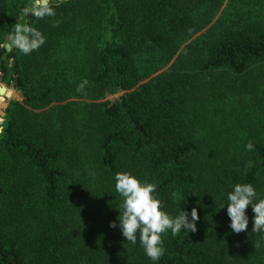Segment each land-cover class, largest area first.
<instances>
[{
	"label": "trees",
	"instance_id": "obj_1",
	"mask_svg": "<svg viewBox=\"0 0 264 264\" xmlns=\"http://www.w3.org/2000/svg\"><path fill=\"white\" fill-rule=\"evenodd\" d=\"M30 4L0 0V50L25 21L45 37L0 59L16 96L0 133V264H153L109 227L123 171L156 182L170 215L197 209L195 233L162 234L157 264H264L251 206L239 234L219 208L234 183L264 197V0H55L44 19L22 14ZM238 104L263 112L251 151L227 143Z\"/></svg>",
	"mask_w": 264,
	"mask_h": 264
},
{
	"label": "clouds",
	"instance_id": "obj_2",
	"mask_svg": "<svg viewBox=\"0 0 264 264\" xmlns=\"http://www.w3.org/2000/svg\"><path fill=\"white\" fill-rule=\"evenodd\" d=\"M25 17L44 19L55 16L54 0H31L29 7L23 8ZM12 48L21 54L28 55L40 48L45 42L44 35L27 21L17 24L8 37ZM87 80L77 86L82 91ZM3 129L0 128V132ZM252 142L245 145L247 151L253 150ZM116 193L122 198L117 207L119 215L116 221H110L109 227L118 228L126 241L133 245L139 243L145 255L157 264L165 253L162 234L170 232L173 236L186 230L197 231L199 216L193 207L190 212L182 210L177 215H170L164 210L163 202L155 195L157 183L141 181L131 172H117L114 175ZM226 207L229 228L234 233L248 229L249 216L246 210L251 206L253 213L251 230L264 234V197L257 193L250 183H234L226 193L225 202L219 208Z\"/></svg>",
	"mask_w": 264,
	"mask_h": 264
},
{
	"label": "rangeland",
	"instance_id": "obj_3",
	"mask_svg": "<svg viewBox=\"0 0 264 264\" xmlns=\"http://www.w3.org/2000/svg\"><path fill=\"white\" fill-rule=\"evenodd\" d=\"M22 20H23V17L20 18V21ZM8 44H9L8 39L4 43L1 44V50H0L1 60L4 59L5 57V53L3 50L5 49V46ZM11 48L12 47L10 46V50ZM0 86H5L10 91V94L7 91H5L3 95H0V103L2 102L8 103L6 108L2 110L6 114V109L9 106L11 100H13L16 97L15 90L7 86L5 83H0ZM84 99H89V98L75 97L69 100L76 102V101H85ZM261 110L262 109L259 106V104L257 105L249 104V106H243L242 104L240 106V104H238L236 105L235 111L228 112V114L225 116V126L227 129V132H226L227 143L229 145L233 146L235 143L242 147H245L246 143L250 142L251 138L249 139L247 138V136L248 134H253L254 129H257V128L259 129L260 124L257 123V118L261 117V114L263 113ZM4 116L5 115L1 114L0 112V128H3L4 122H5ZM253 119H255V121H253Z\"/></svg>",
	"mask_w": 264,
	"mask_h": 264
},
{
	"label": "water",
	"instance_id": "obj_4",
	"mask_svg": "<svg viewBox=\"0 0 264 264\" xmlns=\"http://www.w3.org/2000/svg\"><path fill=\"white\" fill-rule=\"evenodd\" d=\"M55 1V0H54ZM5 49L7 50V51H9L10 50V45L8 44V45H6L5 46ZM6 87L5 86H0V95H3L4 94V92L6 91ZM8 105V103H5V102H2V103H0V112H1V114H3V115H5V113L2 111L4 108H6V106Z\"/></svg>",
	"mask_w": 264,
	"mask_h": 264
}]
</instances>
